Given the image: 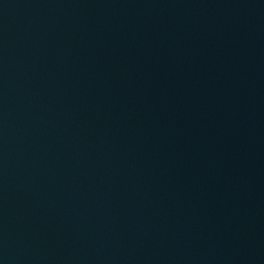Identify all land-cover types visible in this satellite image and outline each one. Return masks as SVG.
<instances>
[{"label": "water", "instance_id": "obj_1", "mask_svg": "<svg viewBox=\"0 0 264 264\" xmlns=\"http://www.w3.org/2000/svg\"><path fill=\"white\" fill-rule=\"evenodd\" d=\"M0 264H264V0H0Z\"/></svg>", "mask_w": 264, "mask_h": 264}]
</instances>
